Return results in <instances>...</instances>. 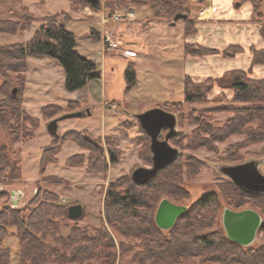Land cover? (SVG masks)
<instances>
[{"label": "trees", "instance_id": "16d2710c", "mask_svg": "<svg viewBox=\"0 0 264 264\" xmlns=\"http://www.w3.org/2000/svg\"><path fill=\"white\" fill-rule=\"evenodd\" d=\"M72 6H84L93 11L102 7L106 10L130 9L147 6L152 11V18L158 21H172L178 14L190 15V0H103L89 3L87 0H70ZM249 3L252 7V20L264 18V0H236L237 5ZM102 4V5H101ZM26 7H21L20 18L17 21L0 18V32L14 33L30 29L36 21ZM70 18L65 13L41 19V25L26 43L0 45V128L11 132L10 127L3 124V117L14 120L15 132L8 133L7 142L12 144L19 139V135L32 136L37 120L25 113L22 107L24 72L27 67V57H48L59 64L64 73V88L73 92L84 88L88 82L99 79L101 72L98 64L93 60L81 56L76 49V38L73 32L66 28ZM194 31L191 23L185 24V34ZM260 35L264 39V24L260 27ZM239 47H229L224 55H233ZM188 55L200 56L215 52L198 45L184 46ZM252 65L264 64V50L251 49ZM252 70H232L223 73L218 78L193 82L188 77L184 79L182 97L180 100L170 99L157 106L169 111L168 105L175 102L192 103L204 99L205 94L216 84L233 90L235 101L244 103L241 107L232 109L233 117L215 131L209 127L201 128L202 133L214 134V139L223 141L232 135H245L246 143L251 144L264 140L262 125L264 126V78L253 80L249 78ZM14 74V77H12ZM135 71L128 64L124 71L125 91H129L135 84ZM12 87V88H11ZM16 88L15 95L12 94ZM75 109L80 108L77 103H69ZM46 106L44 115L52 117L62 108ZM54 108V107H53ZM53 112H50L49 110ZM257 122L258 130L252 131L248 127ZM27 124L30 126L28 127ZM20 133V134H19ZM144 133V132H143ZM86 136L83 132H67L59 143L73 141L82 148L98 146L99 139ZM54 138V137H53ZM148 137L145 136L144 148L151 154ZM90 144L91 146L87 145ZM58 139H53L50 147L42 150L40 172L47 164L54 163L59 152ZM198 146H205L199 142ZM9 145L0 143V196L8 193L4 185L8 181L19 179L21 170L16 152H10ZM14 153V154H13ZM103 156L89 157L87 168L91 172L97 164L98 172L103 170ZM160 170L154 178L145 185H136L130 176H124L117 182L108 185L103 202L104 221L114 233L124 237L139 240V250L131 256V264H264V245L241 246L229 240L224 231H211L200 234L206 228H212L217 216L210 209L218 207L215 193L209 192L200 197L175 220L168 230H161L154 221V215L159 202L167 196L176 195L175 177H167L166 171L176 164ZM68 166L82 167L84 163L81 155H74L65 162ZM52 177H43L41 182H51ZM62 183V182H61ZM180 183V182H179ZM234 192L244 199L264 198L263 194H249L239 189L232 182L229 183ZM178 185V184H177ZM179 192L181 189H178ZM11 197V194H8ZM168 200V199H167ZM68 205L58 203V197L50 191L36 192L34 197L24 206H13L3 203L0 207V264L10 263V251L4 246V239L13 228L18 239V264H64L89 261L103 258L109 264H114L116 257L124 253L129 245L118 247L113 238V232L103 224L99 228H80L73 225L66 236L60 231L64 219L76 223L82 217L70 220L67 216ZM208 212V215L205 213ZM216 213V210H214ZM198 218L196 217V215ZM264 232V222L259 228ZM50 238V241L47 239ZM117 249V252L115 251Z\"/></svg>", "mask_w": 264, "mask_h": 264}, {"label": "rangeland", "instance_id": "374dc122", "mask_svg": "<svg viewBox=\"0 0 264 264\" xmlns=\"http://www.w3.org/2000/svg\"><path fill=\"white\" fill-rule=\"evenodd\" d=\"M99 1L100 3L103 2V0ZM21 7H26L33 16L37 17L36 21L32 23L30 29L22 32H0V45L26 43L31 38L34 30L41 25V19L55 14L65 13L69 17L72 11L78 12L82 8L84 12L82 14L91 16L88 7L72 6L70 0H0V18L17 21L20 18ZM259 21L262 26L264 18ZM67 27L74 32L79 41H83L85 29L82 24L70 25L68 23ZM47 59L49 61L47 64L39 66L28 62L24 72L23 95L26 94V110L24 111L37 120V126L32 136L21 134L16 142L9 144L7 136H9L8 133L13 134L15 132L12 127L16 125V122L3 117V124L6 123L12 130L9 132L4 128H0V143L8 144L10 152H16L17 158H19L21 177L8 181L4 185V189L8 194H11V197L8 194L0 196V207L5 202L9 205L13 204V206H24L34 197L36 192L50 191L57 195L58 203L61 205L80 204L82 206V217L76 223L66 219L62 221V225H65L60 231L62 236H66L73 225L90 230L99 228L103 224L109 231L113 232L104 221L103 202L105 191L109 184L117 182L124 176H130L134 169L151 167V154L148 155L147 149L144 148V140L147 135L143 133L138 125L136 115L132 114V111L126 113V106H123V104L121 108L116 107V104L113 103L105 105L108 110L117 109L115 113L106 112L96 106L92 113L86 114V112L79 111L80 108L71 107L69 103H77L78 105L80 103L71 100V97L64 93L63 71L57 62L51 58ZM116 60L117 63L113 66V73L111 72V82L107 81V88L111 87L113 98L119 99L123 95L125 85L123 83V61H120L118 57H116ZM98 67L99 70L102 69L100 65ZM46 74L51 79L50 85L53 95L50 97V92L44 93V90L41 89L42 85L38 86L41 84V76ZM27 75L30 81L28 86ZM12 77H14V74H12ZM249 78L253 80L262 79L256 77L253 71ZM13 89L16 88L13 87ZM233 96L232 89L214 84L205 94L204 99L199 102L173 101L174 103L168 105L169 110L176 118V136L169 139L168 143L178 150V157L176 164L169 168L165 175L169 178L175 177L176 174L179 175L173 188L177 194L173 197L167 196V199L174 204L189 207L209 192L215 193L218 198V207L214 209L216 213L210 209L214 216H217L216 222L214 221L212 228H206L199 232L200 234L211 231H224L220 218L225 208L233 211L245 208L253 209L264 222V198L251 200L241 198L230 186L231 181L219 171L222 166L257 161L260 162L258 169L264 175V140L243 145L246 143L245 135H232L223 141H217L214 139L213 133H202L200 131L203 127H209L215 133L228 119L233 117L232 109L244 105V103L235 101ZM2 99L3 97L0 95V100ZM52 101L58 104H64L65 101L67 104L62 107V111L48 117L43 113L46 106L52 107L51 109H55L56 106L61 108L58 105L49 104ZM108 105L113 106L108 107ZM51 109L49 111L53 112ZM78 112L81 114L80 117L62 119L65 115ZM52 119H59L57 122V135L54 138L46 129V124ZM27 126L30 127L28 124ZM261 127L264 133V126ZM258 128L257 122L248 127L252 131L258 130ZM67 132H83L88 137L99 139L98 146L92 148L90 154L88 148H82L73 141L59 143L61 137ZM165 133L162 132L160 139L164 138ZM88 137L86 136V139H89ZM55 138L58 139L57 147H59L56 161L47 164L44 170L40 172L39 163L42 150L50 147L52 140ZM199 142L206 145L198 146ZM87 145L91 146L88 143ZM98 154L103 156L100 161H103L104 168L98 172L96 164L93 170L89 172L87 168L88 158H96ZM74 155L82 156L84 162L82 167L68 166L65 163L68 158ZM45 176L52 177L51 182L59 180L62 183L41 182ZM178 189H181V191L179 192ZM205 214L208 215V212ZM196 217L198 218L197 215ZM8 232L9 235L4 239V246L8 247L10 251L9 264H17V260H19L18 239L13 228H10ZM113 238L117 247L119 243L124 247L128 245L131 247V250L127 248L124 253L117 256L114 264H131L132 254L139 250V240L124 237L114 232ZM47 241H50V238ZM252 244L253 246L264 245V232L257 231ZM115 251L117 252L116 248ZM107 262L103 258H95L82 263L64 264H109ZM193 264L199 263L196 260Z\"/></svg>", "mask_w": 264, "mask_h": 264}, {"label": "crops", "instance_id": "0c3cea01", "mask_svg": "<svg viewBox=\"0 0 264 264\" xmlns=\"http://www.w3.org/2000/svg\"><path fill=\"white\" fill-rule=\"evenodd\" d=\"M190 1L189 17L176 21L154 20L152 11L147 6L131 9L133 19L108 24H103L102 18L121 9L110 11L102 7L99 11H93L88 8L91 16L82 14V8L78 12L72 11L66 28L73 32L67 27L69 23L82 24L85 29L83 41H79L74 34L78 53L102 67L101 77L88 82L82 89L68 92L63 84L64 93L71 100L80 103L79 111L90 114L99 106L106 112L115 113L117 109L105 108V105L113 103L118 108L123 104L126 106V113L132 111V114L137 115L167 100L181 99L186 77L193 82H202L218 78L227 71H245L251 68L256 77L264 78V64L251 63V49L264 50V39L260 35L261 24L260 21L251 19V5H237L236 0ZM187 23H191L194 28L189 34H185ZM108 30L115 33L116 39L121 43V50L127 53L126 56L118 51H104L101 38ZM186 44L198 45L215 52L200 56L188 55L184 51ZM229 47H239L240 50L233 55H224L223 52ZM116 57L123 61L124 85L126 86L124 71L128 64L133 65L136 77L134 86L129 91L124 89L119 99L113 98L111 87L107 88V81L111 82L113 66L117 63ZM47 58L28 56L27 63L44 65L49 62ZM41 77V84L38 86L42 85L43 92H50L49 97L52 96L50 77L47 74ZM26 80L28 86V75ZM25 101L26 94L22 100L24 110ZM63 103L49 102L61 108L67 104L65 101Z\"/></svg>", "mask_w": 264, "mask_h": 264}, {"label": "water", "instance_id": "95a60500", "mask_svg": "<svg viewBox=\"0 0 264 264\" xmlns=\"http://www.w3.org/2000/svg\"><path fill=\"white\" fill-rule=\"evenodd\" d=\"M89 3H96L99 0H87ZM186 18L178 14L174 21ZM16 89L12 90L15 95ZM81 114L74 113L65 115L62 119L80 117ZM138 125L149 138L151 152V167H138L131 172L130 178L136 185H145L156 174L165 167L172 164L178 157V150L169 145V139L176 136V118L173 113L165 111L160 107L150 108L136 115ZM57 119L51 120L46 129L50 135L57 134ZM166 132L163 139H160L162 132ZM260 162L248 161L241 164L222 166L220 173L228 178L239 189L250 194L264 195V175L259 171ZM186 210V206L177 205L167 199H162L156 209L154 221L161 230H168L175 220ZM82 214L80 204L71 205L67 208V216L70 220L79 218ZM221 226L225 236L241 246H249L259 230L262 220L260 215L253 209L245 208L233 211L225 208L220 218Z\"/></svg>", "mask_w": 264, "mask_h": 264}, {"label": "built area", "instance_id": "2783aa9c", "mask_svg": "<svg viewBox=\"0 0 264 264\" xmlns=\"http://www.w3.org/2000/svg\"><path fill=\"white\" fill-rule=\"evenodd\" d=\"M202 13H200L201 15ZM134 16V13L131 9H122L121 11L111 13L107 17L102 18V23L108 24V23H118V22H125L126 20L132 19ZM102 43L104 47V51H118L122 55L126 56L127 53L122 51L120 46L121 43L116 39L115 33L113 31H106L102 35ZM122 51V52H121ZM113 106V105H108Z\"/></svg>", "mask_w": 264, "mask_h": 264}]
</instances>
